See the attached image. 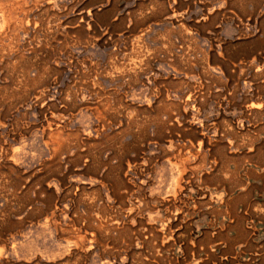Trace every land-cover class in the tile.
Listing matches in <instances>:
<instances>
[{"label": "rangeland", "instance_id": "rangeland-1", "mask_svg": "<svg viewBox=\"0 0 264 264\" xmlns=\"http://www.w3.org/2000/svg\"><path fill=\"white\" fill-rule=\"evenodd\" d=\"M0 264H264V0H0Z\"/></svg>", "mask_w": 264, "mask_h": 264}]
</instances>
